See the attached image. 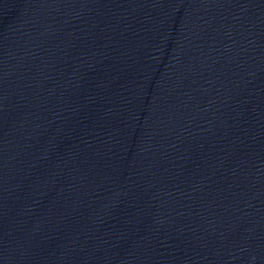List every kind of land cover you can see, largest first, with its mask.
Returning <instances> with one entry per match:
<instances>
[{"label": "water", "instance_id": "water-1", "mask_svg": "<svg viewBox=\"0 0 264 264\" xmlns=\"http://www.w3.org/2000/svg\"><path fill=\"white\" fill-rule=\"evenodd\" d=\"M0 264H264V0H0Z\"/></svg>", "mask_w": 264, "mask_h": 264}]
</instances>
